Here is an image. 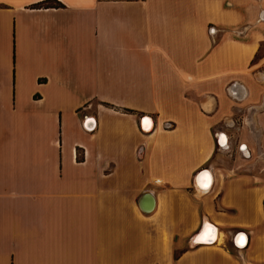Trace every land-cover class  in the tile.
I'll list each match as a JSON object with an SVG mask.
<instances>
[{
	"label": "crops",
	"instance_id": "obj_1",
	"mask_svg": "<svg viewBox=\"0 0 264 264\" xmlns=\"http://www.w3.org/2000/svg\"><path fill=\"white\" fill-rule=\"evenodd\" d=\"M263 152L264 0H0V264H264Z\"/></svg>",
	"mask_w": 264,
	"mask_h": 264
},
{
	"label": "water",
	"instance_id": "obj_2",
	"mask_svg": "<svg viewBox=\"0 0 264 264\" xmlns=\"http://www.w3.org/2000/svg\"><path fill=\"white\" fill-rule=\"evenodd\" d=\"M146 120L150 121L149 117L143 116V117H141L140 120H139V129H140L141 132H148V131L151 129V126H150V128H149L147 131H145V129L143 128V126H144V121H146ZM89 122H91L90 119H88V118H85V119H84L83 127H84L86 130H89L88 128H86V124L89 123ZM150 122H151V121H150ZM91 128H92V127H91ZM91 128H90V129H91ZM221 135H222V134L218 135V136H217V139H216V144H217L218 147H224V145L222 146V145H220L219 142H218V139L221 137ZM204 172H205V170H201V171H199V172L197 173V177H198L201 173H204ZM197 177H196V178H197ZM196 178H195V179H196ZM194 181H195V180H194ZM193 185H194V187L196 188L195 183H193ZM136 205H137V208L139 209V211H140L141 213H143V214H149V213H151V212L153 211V209H154V198H153V196H152L150 193H147V192L142 193V194L138 197L137 202H136ZM263 205H264V202H263ZM203 228H204V223H202V225H201V227H200V230H199L197 233H195V234L193 235V241H191V244H193V245H206V244H201V243H196V244H194V239H196V238L199 236V234L201 233V231L203 230ZM240 234H243V233H240V232H239V233H236V234L233 236L232 244H233L234 247H236V245H235V243H234L235 238H236V236H238V235H240ZM207 245H208V244H207ZM243 247H244V246H243ZM236 248H237V247H236Z\"/></svg>",
	"mask_w": 264,
	"mask_h": 264
},
{
	"label": "bare ground",
	"instance_id": "obj_3",
	"mask_svg": "<svg viewBox=\"0 0 264 264\" xmlns=\"http://www.w3.org/2000/svg\"><path fill=\"white\" fill-rule=\"evenodd\" d=\"M91 127H92V121L86 124V128L90 129ZM144 128L145 129H149V121L144 124ZM218 142L222 146L225 145V137L223 135H221V137L218 139ZM201 174L202 175L198 178V183H197V178L195 179L194 183H195V185L197 187V191L200 192V193H203L204 191H206L209 188L210 182H211V178H210V175L207 173V171H205L204 173H201ZM205 177H207V183L206 184H205V179H204ZM206 226H210V225L209 224H204L203 230L201 231L199 236L196 239H194V244H196V243L204 244V242L212 243V242H214L216 240V237H217L216 230L212 226H210V227L213 230L215 238L210 240V241L206 240V239H201V237L204 234V230H205ZM240 237H244V240H243L242 243L240 242ZM217 240L220 243L221 235H219L217 237ZM192 241H193V239H192ZM234 243H235V245L237 247H240V248L243 247L245 245V243H246L245 235L244 234H240V235L236 236Z\"/></svg>",
	"mask_w": 264,
	"mask_h": 264
},
{
	"label": "rangeland",
	"instance_id": "obj_4",
	"mask_svg": "<svg viewBox=\"0 0 264 264\" xmlns=\"http://www.w3.org/2000/svg\"><path fill=\"white\" fill-rule=\"evenodd\" d=\"M249 169L253 174L254 182L258 185H264V152L262 155L252 156V162L250 163Z\"/></svg>",
	"mask_w": 264,
	"mask_h": 264
},
{
	"label": "snow or ice",
	"instance_id": "obj_5",
	"mask_svg": "<svg viewBox=\"0 0 264 264\" xmlns=\"http://www.w3.org/2000/svg\"><path fill=\"white\" fill-rule=\"evenodd\" d=\"M205 179V184L207 183V177L204 178ZM214 233H213V230L211 229L210 226H206L205 227V230H204V234L203 236L201 237V239H206V240H212L214 239ZM244 240V237H240V242L242 243Z\"/></svg>",
	"mask_w": 264,
	"mask_h": 264
},
{
	"label": "built area",
	"instance_id": "obj_6",
	"mask_svg": "<svg viewBox=\"0 0 264 264\" xmlns=\"http://www.w3.org/2000/svg\"><path fill=\"white\" fill-rule=\"evenodd\" d=\"M220 135V134H219ZM218 136V135H217ZM216 139H217V137H216Z\"/></svg>",
	"mask_w": 264,
	"mask_h": 264
}]
</instances>
